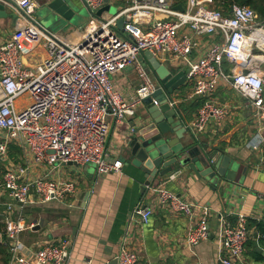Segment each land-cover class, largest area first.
Wrapping results in <instances>:
<instances>
[{
    "label": "built area",
    "instance_id": "obj_1",
    "mask_svg": "<svg viewBox=\"0 0 264 264\" xmlns=\"http://www.w3.org/2000/svg\"><path fill=\"white\" fill-rule=\"evenodd\" d=\"M13 1L33 17L35 0ZM82 2L96 12L105 0ZM176 5L177 0H129L115 15L93 16L81 39L73 43L58 40L22 15L26 23L0 43V162L5 165L0 186L16 203L23 206L64 200L78 193L72 180L32 176L29 162L53 168L92 163L98 175L122 170L121 159H108L109 118L121 122L135 116L138 106L150 96L154 104H159L154 97L159 86L151 69L148 67L150 74L139 61L145 51L160 61L173 59L177 65H184L186 79L193 83L191 96L205 98L195 118L186 124L196 139L211 122L222 126L231 115L230 106L213 97L221 79L264 121V60L254 59L255 50L264 53L255 36L264 29V20L249 5L234 3L229 13L216 7L214 0H187L183 11ZM120 18L124 19L122 31L117 25ZM215 35L220 38L195 59L198 38ZM45 38L46 55L34 63L30 57ZM225 62L231 64L229 72L223 69ZM131 65L140 83L136 98L128 101L115 87L112 76ZM24 94L29 101H17ZM134 131L135 126L131 133ZM13 146L22 150L23 161L10 158ZM261 162L264 164V157ZM176 175L171 173L165 181L148 188L156 195L158 205L188 217L184 243L190 248L209 237L210 208L168 189L166 183ZM12 207L7 206L2 219L8 240L16 241L31 226L22 219L13 221ZM154 209L151 204L137 205L128 227L148 223ZM220 232L224 253L221 264L243 262L251 234L248 217L239 213L235 223L222 218ZM71 245L70 238H63L38 248L35 261L14 258L11 264H64L71 255ZM116 258L117 264L139 262L137 252L125 244Z\"/></svg>",
    "mask_w": 264,
    "mask_h": 264
},
{
    "label": "crops",
    "instance_id": "obj_2",
    "mask_svg": "<svg viewBox=\"0 0 264 264\" xmlns=\"http://www.w3.org/2000/svg\"><path fill=\"white\" fill-rule=\"evenodd\" d=\"M75 1L79 4L81 0ZM105 2L101 8L109 6V10L101 14L104 18L115 15L129 4V0ZM186 2L187 0H177V4H182L183 7ZM113 6L116 11L111 13ZM6 11L19 15L17 10L7 4ZM25 23L26 20L20 15L17 19L0 17V43ZM84 30L77 27L67 35L61 32L54 35L62 42L73 43L81 39ZM77 33L80 35H76ZM219 38V35L199 37V47L193 50V57L196 59L202 56L207 47ZM260 41L264 46V37ZM46 46L45 38L35 47V52L30 57L32 62L36 63L46 55ZM257 51L259 54L254 53L258 56H254L256 60H264V53ZM172 60L161 61L173 74L187 70L184 65H177V61ZM139 61L149 67L144 55L139 56ZM230 67L228 62L223 64L226 72L230 71ZM112 80L126 100L136 98L140 80L134 65L114 74ZM158 86L160 87L159 84ZM192 90L193 83L186 79L185 83L177 86L170 94V101L180 110L181 122L184 123L195 118L205 100L202 96H191ZM213 97L230 106L231 115L228 120L222 126L211 122L197 139L187 132L180 141L186 146L198 147L202 153L212 154L216 159L220 155H228L236 164L235 180L197 177L187 167L177 165L172 172L156 176L148 185L146 171L133 164L127 153L131 128L142 122L146 115L147 107L143 102L133 117L121 122L109 118L110 131L106 141L108 159H121V171L98 175L95 165L90 164L68 163L53 168L29 162L32 176L46 175L53 179L72 180L78 187L75 196L32 205L22 206L16 203L0 186V223L5 225L4 230L6 231V224L2 216L9 204L13 205L11 219H22L31 226L23 230L16 241L8 240L5 232L6 237L0 242L6 245L7 256L0 254V264H11L14 258L35 261L34 252L38 248L63 238L72 240L71 255L64 264H111L123 244L137 252L138 264H221L224 254L221 219L235 223L239 213L248 217L251 234L245 245L244 261L235 264H264V256L258 250H264V232L259 231L257 226L261 223L264 227V164L261 162L264 157V121L255 116L248 101L225 79L220 80ZM9 156L16 162L23 161L19 147H11ZM4 171L5 165L1 161L0 184ZM171 173L177 175L166 183L168 189L210 208L209 237L194 247L189 248L184 243L190 225L188 217L158 205L156 195L148 188L165 181ZM148 204L155 207L149 222L141 226L133 224L129 228L133 209L137 205Z\"/></svg>",
    "mask_w": 264,
    "mask_h": 264
},
{
    "label": "water",
    "instance_id": "obj_3",
    "mask_svg": "<svg viewBox=\"0 0 264 264\" xmlns=\"http://www.w3.org/2000/svg\"><path fill=\"white\" fill-rule=\"evenodd\" d=\"M36 9L41 11L45 19H57V21L71 20L76 14L77 2L75 0H35ZM84 3V2H83ZM6 4L17 10L20 16L39 26L46 33L54 36L55 32L49 31L33 16L27 15L13 0H0V17H14L13 13L6 11ZM91 14L101 18L109 6H105L94 12L84 3ZM176 9L183 11L182 4H177ZM42 9V10H41ZM123 18L118 20V29L123 30ZM144 56L160 85L155 99L158 105L153 103V97L144 99L147 107L143 121L135 126V131L130 136L127 153L133 164L146 171L149 185L156 176H164L172 172L175 166L180 165L193 171L197 177H209L211 179L235 180L237 170L236 164L228 155H220L216 159L212 154L202 153L198 147L184 145L180 139L185 133L190 132L187 123L181 122V112L171 104V93L177 86L185 83L186 74L184 70L173 74L170 69L158 60L150 51H145ZM180 119V121H179ZM75 164L76 163H69ZM0 241L2 235L0 234ZM264 256V250L258 248ZM111 264H117L115 258Z\"/></svg>",
    "mask_w": 264,
    "mask_h": 264
},
{
    "label": "rangeland",
    "instance_id": "obj_4",
    "mask_svg": "<svg viewBox=\"0 0 264 264\" xmlns=\"http://www.w3.org/2000/svg\"><path fill=\"white\" fill-rule=\"evenodd\" d=\"M75 9H76V14L74 15V17L71 20L57 21V19H54V18L49 19V20L45 19L43 17V15L41 14V11L39 9H36L33 16L41 23V25L46 27L49 31H52L55 33L61 32L65 35H67V34H69V32H71L72 30H74L77 27L84 30L85 27L89 24L90 20L93 18V15L91 14L90 10L82 2V0L79 2V4L77 3V6ZM115 11H116V8H115V6H113L111 13H114ZM18 16H19L18 14H14V18H16V19ZM14 22H15V20L12 22V25L14 24ZM76 35L79 36L80 34L77 33ZM254 53L259 54V52L257 50H255ZM141 62H142V65L145 67V69L150 73V70L145 65V63L143 61H141ZM263 67H264V64H263ZM29 99H30V97L28 96V94H24L21 97H19L17 99V101L28 102ZM89 164L94 165L92 163H89Z\"/></svg>",
    "mask_w": 264,
    "mask_h": 264
},
{
    "label": "trees",
    "instance_id": "obj_5",
    "mask_svg": "<svg viewBox=\"0 0 264 264\" xmlns=\"http://www.w3.org/2000/svg\"><path fill=\"white\" fill-rule=\"evenodd\" d=\"M234 3L251 6L258 13L260 20H264V0H214V4L218 7L222 6L221 8H223V11L225 13L230 12V8ZM257 226L259 228V231L264 232V227L261 223L257 224ZM4 229L5 225L3 223H0V234L2 235V239L6 237ZM6 251V245L4 244V242H0V254L7 256Z\"/></svg>",
    "mask_w": 264,
    "mask_h": 264
},
{
    "label": "bare ground",
    "instance_id": "obj_6",
    "mask_svg": "<svg viewBox=\"0 0 264 264\" xmlns=\"http://www.w3.org/2000/svg\"><path fill=\"white\" fill-rule=\"evenodd\" d=\"M81 36H82V34H81ZM80 36V37H81ZM255 36L260 40L261 38H263L264 37V29L263 30H260V31H258L256 34H255ZM262 42L260 41V44H261ZM262 45V44H261ZM263 46V45H262ZM263 49H264V46H263ZM259 56H262V55H259ZM256 57H258V56H256ZM256 57H254V59L256 60Z\"/></svg>",
    "mask_w": 264,
    "mask_h": 264
}]
</instances>
